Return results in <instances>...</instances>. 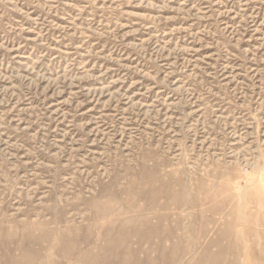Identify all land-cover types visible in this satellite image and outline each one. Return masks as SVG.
Returning a JSON list of instances; mask_svg holds the SVG:
<instances>
[{
	"label": "clouds",
	"instance_id": "1",
	"mask_svg": "<svg viewBox=\"0 0 264 264\" xmlns=\"http://www.w3.org/2000/svg\"><path fill=\"white\" fill-rule=\"evenodd\" d=\"M60 3L33 0L44 18L59 15ZM226 4L227 0H206L204 7L189 0H83L80 4L64 0V7L74 9L76 15L52 28L80 39L81 56L140 77L123 91L115 87L123 85L122 79L91 89L97 103L106 99L102 115L79 139L47 146L48 125L40 124L45 111L32 101L43 103L68 92L61 103L78 110L84 101L74 103L77 93L70 90L105 72H94L95 63L77 70L68 60L49 75L38 70L40 58L16 70L10 62L0 67V264H264V20L257 22L264 0H241L238 9ZM141 8L149 11H135ZM9 13L23 18L7 28L13 40L22 42L0 40V53L15 61L29 42L49 47L40 15L20 8L15 0H0V20ZM86 13L88 22L77 23ZM97 14L127 19L93 26ZM223 17L237 23L220 32L173 28L164 33L168 39L157 45L153 37L127 40L142 29H159L178 18L218 22ZM250 25L253 36L261 34V42L241 50ZM180 31L209 48H220L217 37L227 33L237 48L236 53L228 52L233 63L218 73L209 58L193 59L200 48L173 44L172 37ZM93 39L126 44L148 63L167 62V71L146 70L125 63L126 57L85 47ZM250 62L256 66L250 67ZM178 73L184 74L182 80L173 79ZM143 80L153 86H168L171 81L181 99L169 103L136 98L147 96L152 88L128 94ZM57 111L65 119L71 115ZM79 127L83 130L85 125ZM85 145L87 151L78 155ZM37 146L51 162L40 159ZM145 172L152 173L157 183L142 185L140 176ZM184 173L191 178L185 198L195 197L198 215L203 206L204 223L175 235H144L124 211L130 197H138L140 208L139 198L145 193Z\"/></svg>",
	"mask_w": 264,
	"mask_h": 264
},
{
	"label": "rangeland",
	"instance_id": "2",
	"mask_svg": "<svg viewBox=\"0 0 264 264\" xmlns=\"http://www.w3.org/2000/svg\"><path fill=\"white\" fill-rule=\"evenodd\" d=\"M73 3L80 4L83 0H72ZM15 3L20 7L26 9L29 13L34 16L40 15L44 25H46V36L44 39L47 41L49 47H43L39 44L27 43L23 49H21V57L19 60L12 61L9 57H6L3 53H0V67L6 66L11 63L12 69L16 70L22 67L24 63H30L32 59L40 58V63L37 68L40 72L51 75L55 73L68 61L72 60L74 68L79 69L80 65H86L91 67L93 63L96 64L94 72L97 74L105 72L106 74L99 79L85 81L78 89H71L77 93L74 103L76 100L84 101L82 107L78 110H73L68 105L62 104L61 101L66 98L68 92L64 96H57L46 99L41 103L40 99H33L34 104H40L42 109L45 111V117L41 119L40 124L48 125V137L47 146H51L61 139L70 140L72 137L79 139L85 136L88 131L95 125L98 118L102 115V104L106 97L101 98L100 102L97 103L90 96V91L93 88L103 87L111 80H123L124 83L115 85V87H121V90H127L128 84L133 80H139L140 77L134 72H126L122 69L117 68L105 61H97L93 58L81 56L77 50V46L82 43L78 38H71L67 32H59L52 28L53 24H66L68 20H71L75 15V11L72 8L64 7V0H61L60 7L58 9L59 15L49 16L44 18L39 10L33 6V0H15ZM179 3V0H176ZM196 3L201 7H204L206 0H189V4ZM241 0H227L226 7L232 9H238ZM138 12H147V9H135ZM61 17H67L68 19H62ZM126 17L119 15H104L97 14L92 21L93 26H96L99 22L114 23L117 20H125ZM259 20H264V9L261 10ZM17 21L23 22L22 17H17L14 13L7 14L2 20H0V40H7L9 43H20L22 41L13 40L7 33L9 25L15 24ZM87 13L81 17L77 23L86 24ZM237 21L232 20L231 17H223L220 21H200L195 19L185 20L178 18L177 20L168 24L161 25L159 29H142L140 32L127 38L131 42H139L141 39L153 37V44L157 45L163 43L168 39L164 33L172 30L173 28H187L191 32H203V31H215L220 32L221 29L229 25H235ZM231 29L229 28V31ZM159 35H155V33ZM30 35V34H26ZM257 33L253 36V26H249V31L245 38L240 42V49H253L260 44L259 36ZM221 42L220 48H209L204 47L201 44H196L192 37L187 31L176 32L172 37L173 44L180 47H198L200 51L195 54L193 59L209 58L210 62L215 63L217 66L218 73L222 71L225 64L233 63L228 56V52L236 53L234 41L227 38V33L217 37ZM172 46V45H170ZM85 47H93L95 50L103 49L105 54L111 52L114 56L127 58L125 63L132 65H139L141 68L146 70L158 71L163 74L167 71L166 64L163 62L158 65L148 63L139 56L131 53V49L126 44H115L110 40L93 39L85 44ZM66 52H70L71 55H65ZM217 58L213 61L210 58L213 56ZM250 67H255L254 63L249 64ZM112 68L111 71H106ZM211 70V69H209ZM227 75V73H224ZM184 74L178 73L173 79H183ZM174 85L171 81L168 86L156 85L153 86V82L150 80H143L141 83L136 84L129 90L128 94L132 93H143L146 89L152 88V91L147 96L138 95L137 99L145 101H151L153 99L165 100L169 103L179 101L181 98L173 91ZM197 107L199 105H196ZM123 107V105L121 106ZM69 111L71 115L66 119L58 112ZM186 110H191L189 107ZM52 115L51 120L48 116ZM195 117H190L189 122L194 120ZM71 121V125H69ZM85 125L83 130L79 127ZM36 126H34L35 128ZM65 132L69 133L67 138L64 137ZM91 139V137H89ZM38 155L41 160L45 162H51L50 155L39 150L37 146ZM87 151V145L84 146L82 151L78 155H83ZM64 173L70 172L71 169L62 170ZM140 183L142 185H154L157 183V178L150 172H145L140 176ZM191 178L188 173H184L178 178L170 179L167 183L163 184L159 189H153L150 192L144 194L140 208L136 207L138 197L135 195L129 199L128 206L124 209L125 213L129 217V222L132 223L137 229H139L146 236H154L161 232H167L169 235H175L182 232L190 231L194 225L203 224L206 219V214L203 212V206H200V213L197 214V204L195 197L185 198L189 192Z\"/></svg>",
	"mask_w": 264,
	"mask_h": 264
}]
</instances>
